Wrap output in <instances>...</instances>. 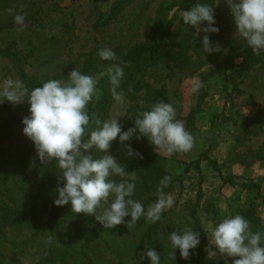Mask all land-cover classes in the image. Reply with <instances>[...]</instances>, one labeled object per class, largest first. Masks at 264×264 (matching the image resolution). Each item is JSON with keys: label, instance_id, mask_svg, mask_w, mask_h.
<instances>
[{"label": "trees", "instance_id": "obj_1", "mask_svg": "<svg viewBox=\"0 0 264 264\" xmlns=\"http://www.w3.org/2000/svg\"><path fill=\"white\" fill-rule=\"evenodd\" d=\"M129 2L130 0H116L109 13H105L102 11L105 7L102 0H94L95 11L98 15L96 28H103L111 19L118 16L123 6ZM199 2H207L214 6L215 0H180L163 6L151 28L149 38L132 47L113 50L117 55L116 61L101 60L98 56L100 50L87 55L80 71L97 80V95L87 106L90 116L89 130L97 129V121L101 124L108 121L116 103L113 100L107 75V69L113 64H119L124 68V76L117 91L119 94H124L131 103L125 120L120 124L123 131L135 127V119L138 118L139 113L150 110L154 104L161 101L169 103L167 91L164 88H155L147 84L145 76L150 67L166 61L182 65L188 63L189 51L195 41V29L183 23L182 14L183 11L190 10ZM173 11L174 14L171 15ZM178 16L181 19L175 27L173 21L179 18ZM26 58L9 46L0 47V59L9 60L15 71L14 77L22 81L29 92L35 87L42 86L49 79H58L67 83V76L70 73L68 70L48 78L28 74L25 70ZM257 66L261 67L264 74V54L254 55L246 43H243L213 71L205 75L203 84L215 76L225 77L224 90L229 93V96L242 95L244 93L239 87L240 83ZM203 88L204 85L200 89L201 93L204 92ZM18 104V111L10 112L9 118L0 122L2 133L0 136V240L7 235L10 228L35 224L38 220L47 217L52 221L49 235L46 240L41 239V247L37 253H34L38 256L39 264H80L83 258L92 253L95 264H99L108 256L115 264H148L150 260L145 255V247L153 248L157 253L163 252L160 264H178L174 256L180 255V252L177 250L174 254L170 246L169 235L173 231H183L188 228L200 233L201 242L198 250L195 251L197 257L193 259L195 264H212L205 260V255H203L207 247L206 236L201 227L199 213L196 211L187 219L186 227L163 228L168 215L164 211L160 220L155 223L146 222L145 218L141 217L135 224L127 226V220L130 218H126L125 224L109 230L104 229L94 216L72 212L70 203L62 207L55 206L54 200L57 198L55 190L60 180L57 166L54 162H49L44 164L39 175L30 176V157L36 150L33 142L23 134L24 125L22 124L23 119L30 115V105L27 103V97ZM201 104L202 96H199L197 107L189 113L186 119L185 129L192 135L193 140L195 133L199 131L198 114ZM3 107L7 108V106L0 105V111ZM261 116H263V110H260L255 118L246 116L243 119L238 127L243 133L237 135L236 145L244 146L250 136L258 135L263 130L264 117L261 119ZM219 119L224 124H228L230 120L226 111L215 116L213 123ZM213 135L212 128L211 137ZM87 138L88 132L84 136L85 140ZM128 144L132 146L134 152H139L142 158L135 155L129 156ZM92 153L97 158L103 155L102 153L95 154V149ZM109 154L125 168L123 176H113L111 179L117 183H135L136 188L132 199L139 201L145 210L157 200L156 189L164 176H171V183L164 189L165 193H171L176 187L177 179L169 167V161L170 158L175 159L181 153L166 156L159 153L158 149L155 150L146 138L133 137L125 144H121L117 138L112 143ZM229 155L233 159L231 163L241 164L250 169L257 162L264 163V145L258 150L249 148L245 152L234 151ZM180 164L185 166L184 171L188 173L193 165L199 168L201 160L191 165ZM211 164L215 170L222 173L215 161H211ZM223 180L226 185L240 189L241 198L233 207V216L239 214L246 218L252 232L264 233V223L257 214L259 203H264L263 183L245 179L239 181L234 176L223 177ZM110 203L111 198L104 206L108 207ZM70 214L76 215L77 228L73 235L69 233L63 235L59 227L63 219ZM41 233L44 234L43 231ZM31 247L30 242L25 240L21 251L15 254V257H10V262L14 264L15 261L18 264L21 263L18 261L19 258L31 256L34 252ZM223 258L226 260L215 264H227L228 258Z\"/></svg>", "mask_w": 264, "mask_h": 264}, {"label": "rangeland", "instance_id": "obj_2", "mask_svg": "<svg viewBox=\"0 0 264 264\" xmlns=\"http://www.w3.org/2000/svg\"><path fill=\"white\" fill-rule=\"evenodd\" d=\"M115 1L102 0L105 5L102 11L109 13ZM178 1L180 0H130L123 6L118 16L111 19L103 28H96L98 15L94 0H0V47L9 46L22 57H27L25 70L30 75L48 78L66 70L80 71L87 55L92 52L105 48L125 49L145 42L150 36L160 9ZM214 6H216L214 17L217 22L215 26L219 27L220 32L210 38L213 43L219 42L223 51L211 55L204 54L201 51L204 33L194 30L195 41L190 48L187 64L166 61L150 67L145 76L147 84L167 91L169 103L176 110V119L183 121L185 127L189 113L197 107L199 96H202L198 114L199 131L194 135L193 147L175 159L169 157L171 159L169 167L177 183L170 193L174 204L165 210L168 215L163 228L186 227L189 216L194 211L199 213L207 243L203 255L205 260L212 264L226 260L220 255L213 259L207 258L212 228L224 218L233 216V207L241 198L240 189L226 185L223 177L234 176L239 181H242L241 179L260 181L263 183L264 191V163L257 162L247 169L244 165L231 163L233 159L229 155L234 151L245 152L249 148L258 150L264 145V128L258 135L250 136L244 146L235 144L237 135L243 133L238 127L246 116L255 118L258 112L263 110L261 119L264 117V74L261 67H255L242 80L239 86L244 93L242 95L229 96L224 90L225 77L215 76L203 84L205 75L244 43L239 38H237L239 41L236 39V26L226 0H215ZM173 14L174 11L171 15ZM17 15L25 16L24 25L15 23ZM180 17L173 21L175 27L178 26ZM205 26L206 22L202 27ZM14 73L9 60L0 59V90L9 79L18 81ZM197 80L201 87L204 85L202 93L201 87L197 93L191 90ZM120 95L122 101L115 103L109 120L119 119L121 124L131 103L124 94ZM0 102H3V97H0ZM0 105L7 106L0 111L2 123L9 118L10 112L18 111L19 104L5 100ZM223 111H226L229 123L224 124L220 119L213 123L215 116L221 115ZM212 128L214 135L211 137ZM158 152L169 156L161 149H158ZM198 160H201L200 167L193 165L188 173L184 171L185 166L180 164L191 165ZM211 161L219 165L222 173L213 168ZM30 163V176L39 175L44 164L40 163L36 151L30 157ZM97 211L99 213L101 210ZM257 214L264 223V203H259ZM75 217L76 215L70 214L63 219L59 227L63 235L75 233L74 230L77 228ZM51 226L52 221L45 217L28 226L6 228L7 235L0 240V264H13L10 257H15V254L21 251L25 240L30 242L34 252L31 256L19 258L18 261L21 263L18 264H39L38 256L34 253L39 251L41 239L46 240L48 237ZM161 253L163 252H158L160 257ZM194 254L187 260L180 255L174 256L175 261L178 264H195L193 259H196L197 254L196 252ZM233 259L228 258L227 264H232ZM14 264L17 263L14 261ZM80 264H95L94 254L83 258ZM99 264L115 263L108 256Z\"/></svg>", "mask_w": 264, "mask_h": 264}, {"label": "clouds", "instance_id": "obj_3", "mask_svg": "<svg viewBox=\"0 0 264 264\" xmlns=\"http://www.w3.org/2000/svg\"><path fill=\"white\" fill-rule=\"evenodd\" d=\"M226 3L236 26V39L246 43L254 55L264 54V0H226ZM216 6L199 2L182 14L185 25L204 33L201 51L206 55L223 51L219 42L213 43L210 38L220 32L215 26ZM25 19L24 15H17L15 23L22 26ZM205 22L207 26L202 27ZM98 56L104 61L117 60L116 53L110 48L100 50ZM107 75L113 100L121 102L122 96L117 89L124 68L113 64L107 69ZM67 77V83L49 79L30 92L22 81L9 79L0 90L3 102L22 103L27 97L30 115L22 121L23 134L33 142L41 164L54 162L57 166L60 180L54 205L62 207L70 203L72 212L94 216L104 229L109 230L125 224L126 218H130L127 226L135 224L141 217L146 222L159 221L162 213L174 204L172 195L164 191L171 183V176L161 179L156 189L157 200L145 210L139 201L132 199L135 183H117L111 179L123 176L125 168L109 152L117 138L125 144L133 137L146 138L155 150L161 149L168 154L188 152L193 147V137L183 121L176 119L174 106L164 101L154 104L150 110L138 114L135 127L128 131L122 130L119 119L102 124L97 121V129L89 130L87 106L97 95V80L79 70L71 71ZM201 86L197 80L192 92L197 93ZM86 132L88 138L85 140ZM93 149L95 154L103 155L97 158ZM128 155L142 158L130 144ZM110 198V205L105 207ZM98 209L101 210L99 213ZM210 237L208 259L220 255L234 258L232 264H264V233L252 232L249 221L243 216L237 214L224 218L212 228ZM169 241L174 254L179 250L185 260L195 253L201 242L200 233L188 228L173 231ZM145 248L151 264H160L158 253L153 248Z\"/></svg>", "mask_w": 264, "mask_h": 264}]
</instances>
